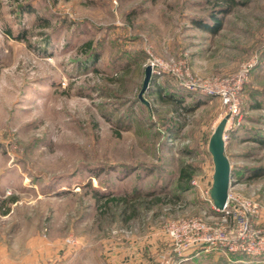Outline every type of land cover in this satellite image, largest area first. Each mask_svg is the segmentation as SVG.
<instances>
[{"label":"rangeland","instance_id":"obj_1","mask_svg":"<svg viewBox=\"0 0 264 264\" xmlns=\"http://www.w3.org/2000/svg\"><path fill=\"white\" fill-rule=\"evenodd\" d=\"M226 114L227 153L264 172L259 140H231L264 136V0H0V264H107L140 240L158 264H264L263 250L172 252L171 223L227 226L207 150ZM251 186L236 192L264 237V176Z\"/></svg>","mask_w":264,"mask_h":264},{"label":"built area","instance_id":"obj_2","mask_svg":"<svg viewBox=\"0 0 264 264\" xmlns=\"http://www.w3.org/2000/svg\"><path fill=\"white\" fill-rule=\"evenodd\" d=\"M186 87L191 90L196 89L191 82L186 83ZM203 90L208 94H218L222 91H219L216 85L205 87ZM224 100L227 101L226 98ZM226 115L229 116V114ZM223 138L225 140L227 138L225 131ZM212 207L221 213L222 221L227 223V226L210 227L199 219L171 223L167 231L173 242L172 252L201 249L208 251L210 247L217 246H220L223 251L246 252L252 255L258 254L260 250L264 251V237L254 238L255 232L251 228V219L257 214L259 207L253 197L238 194L230 185L223 207L221 209L213 205Z\"/></svg>","mask_w":264,"mask_h":264},{"label":"crops","instance_id":"obj_3","mask_svg":"<svg viewBox=\"0 0 264 264\" xmlns=\"http://www.w3.org/2000/svg\"><path fill=\"white\" fill-rule=\"evenodd\" d=\"M251 134V135H250ZM258 137V138H257ZM263 138V139H260ZM237 143H244L247 141L255 142L260 141L264 147V136L262 137L255 131L254 129H247V127H242L241 130L235 134L233 139ZM227 142L225 140V148L224 153L228 159L229 167H230V182L233 190H237L236 188L242 189L246 188L247 190H251L253 187L251 186V182L256 178L264 176V172L261 171V167L257 166H247L243 163V152H236L235 154H228L226 151ZM233 159V161H232ZM251 193V192H250ZM143 240H140L136 243V246L133 247L131 245H121L120 247L111 246L108 252L107 264H158L156 262V258H154L153 253H147L145 244H143ZM133 244V242H132ZM159 243L157 241H150L149 245H147V250L154 249L158 250ZM144 247V248H143ZM198 251H185L183 253H178L175 257L179 262H184L187 259H193L195 255H197ZM151 255L152 257H149ZM154 261H153V260ZM149 260H152L150 263Z\"/></svg>","mask_w":264,"mask_h":264},{"label":"water","instance_id":"obj_4","mask_svg":"<svg viewBox=\"0 0 264 264\" xmlns=\"http://www.w3.org/2000/svg\"><path fill=\"white\" fill-rule=\"evenodd\" d=\"M150 78L151 66L146 65L141 87L137 93V98L143 103H146L143 93L148 88ZM227 118L228 115H225L218 121L211 132L207 143V150L211 155L213 164L212 183L208 195L212 205L219 209L225 204L228 187L231 185L230 167L228 159L224 153L225 139L223 138Z\"/></svg>","mask_w":264,"mask_h":264},{"label":"trees","instance_id":"obj_5","mask_svg":"<svg viewBox=\"0 0 264 264\" xmlns=\"http://www.w3.org/2000/svg\"><path fill=\"white\" fill-rule=\"evenodd\" d=\"M213 23L214 24H218V22L217 21H213ZM190 175H191V171L190 170H186L185 169V167H182V168H180V170H179V174H178V181H179V183L181 182V181H185V180H188V178L190 177ZM179 187V189H184V188H186L185 186H178ZM110 201H113V202H115V203H124L125 204V202H126V199H124V198H114V197H111L110 198Z\"/></svg>","mask_w":264,"mask_h":264}]
</instances>
